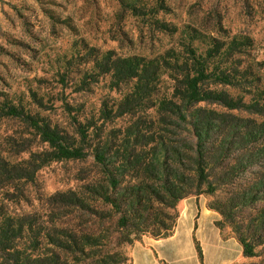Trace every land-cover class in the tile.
<instances>
[{"label":"trees","instance_id":"1","mask_svg":"<svg viewBox=\"0 0 264 264\" xmlns=\"http://www.w3.org/2000/svg\"><path fill=\"white\" fill-rule=\"evenodd\" d=\"M172 33L153 58L94 60L71 88L86 94L107 77L119 97L97 110L63 98L66 126L34 109L42 102L0 104V119L20 120L46 146L19 161L0 155V264H131L127 247L173 235L181 200L218 193L217 226L264 264L263 62L246 35ZM68 160L83 164L76 188L42 198L39 211L12 208L44 167Z\"/></svg>","mask_w":264,"mask_h":264},{"label":"rangeland","instance_id":"2","mask_svg":"<svg viewBox=\"0 0 264 264\" xmlns=\"http://www.w3.org/2000/svg\"><path fill=\"white\" fill-rule=\"evenodd\" d=\"M185 25L223 39L249 36L252 55L263 62L264 86V0H0V104L42 102V108H32L66 126L63 98L97 110L105 97H119L108 89L107 77L86 94L71 88L101 54L153 58L175 44L174 27ZM44 148L20 120L0 119V155L19 161ZM82 167L69 160L49 164L36 185L26 186L28 202H11L12 208L41 210L42 198L80 184L76 174ZM207 198L215 203L224 195ZM224 232L231 235L229 227ZM125 252L129 256V247Z\"/></svg>","mask_w":264,"mask_h":264},{"label":"crops","instance_id":"3","mask_svg":"<svg viewBox=\"0 0 264 264\" xmlns=\"http://www.w3.org/2000/svg\"><path fill=\"white\" fill-rule=\"evenodd\" d=\"M179 216L172 236L155 239L144 236L129 248L131 264H252L234 236L217 226L218 211L209 208V199L188 197L178 204ZM198 246L202 252L200 257Z\"/></svg>","mask_w":264,"mask_h":264}]
</instances>
